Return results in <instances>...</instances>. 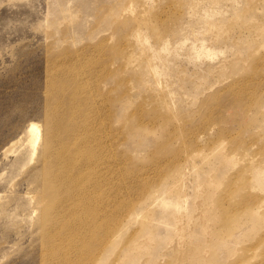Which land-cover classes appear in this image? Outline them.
<instances>
[{
  "label": "rangeland",
  "instance_id": "374dc122",
  "mask_svg": "<svg viewBox=\"0 0 264 264\" xmlns=\"http://www.w3.org/2000/svg\"><path fill=\"white\" fill-rule=\"evenodd\" d=\"M52 84L82 102L109 177L127 187L100 264H119L145 222L149 264H264V213L247 212L264 201V0H0V264L53 254L57 229L40 212Z\"/></svg>",
  "mask_w": 264,
  "mask_h": 264
},
{
  "label": "bare ground",
  "instance_id": "6f19581e",
  "mask_svg": "<svg viewBox=\"0 0 264 264\" xmlns=\"http://www.w3.org/2000/svg\"><path fill=\"white\" fill-rule=\"evenodd\" d=\"M113 15L111 12L108 20L113 18ZM207 28H214V24H209ZM216 34L221 36L223 32ZM51 88L50 99L45 105V139L43 137L44 149L41 153L43 161L41 179L47 202L42 205L40 211L44 226H54L57 229L54 236L51 234V239L48 238L56 242L50 241L54 248L48 262L55 264L56 259L57 264H100L102 258H107L108 249L124 229L120 220L126 205L123 203L118 205L119 200L113 204V201L120 198L122 189L126 190L127 187L121 184L118 187L111 180V176L109 177L112 174L111 163L104 160L103 149L95 142L96 136L91 131L90 115L79 108L82 102L63 98L61 96L63 85L52 84ZM261 111L264 113V106ZM79 117H83V121L73 123ZM137 130L143 133L149 132L141 127H137ZM27 132L28 145L34 147L42 136L40 126L37 123H30ZM260 149L264 150V143ZM215 150L221 153L219 147H215ZM260 155L264 156V154ZM225 156L222 155L223 161L233 166L243 162L249 164L244 156L240 158H233L235 155ZM259 173V170L255 171V174ZM120 175L125 180L136 177L130 172L126 175L121 172ZM251 181L253 180L246 179L239 190L243 191ZM210 185L209 182H205L204 191ZM150 187L148 186V193L153 188ZM150 197L154 200L155 194L152 193ZM131 205L130 203L129 207ZM250 208L252 210L247 209V212L262 214L264 201L256 200ZM116 210L118 211L115 214ZM131 213L126 215L127 219L138 217ZM169 215L174 223L180 221L175 212H170ZM151 227V223H143L140 240L129 242L119 264H149L154 260L156 244ZM90 243L92 244L89 245ZM84 245L88 247L86 251L90 252L86 256L80 252ZM189 256H192L191 251Z\"/></svg>",
  "mask_w": 264,
  "mask_h": 264
}]
</instances>
